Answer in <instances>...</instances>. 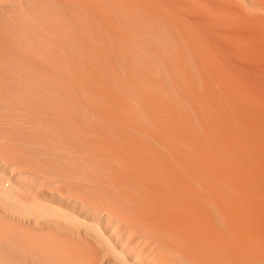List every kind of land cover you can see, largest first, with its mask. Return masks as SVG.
I'll list each match as a JSON object with an SVG mask.
<instances>
[{
  "label": "bare ground",
  "instance_id": "bare-ground-1",
  "mask_svg": "<svg viewBox=\"0 0 264 264\" xmlns=\"http://www.w3.org/2000/svg\"><path fill=\"white\" fill-rule=\"evenodd\" d=\"M0 160V264L264 262V0H0Z\"/></svg>",
  "mask_w": 264,
  "mask_h": 264
},
{
  "label": "rangeland",
  "instance_id": "rangeland-1",
  "mask_svg": "<svg viewBox=\"0 0 264 264\" xmlns=\"http://www.w3.org/2000/svg\"><path fill=\"white\" fill-rule=\"evenodd\" d=\"M12 169H14V168H11L3 160H0V175L3 176L8 181H21V182L23 181V182H25L24 185H27L26 186L27 190L25 192L27 194V195L25 194L26 196H31L32 195V196L36 197V195H37V199L42 201V203L51 204L53 206H56L57 208H63V209H68V210H72V211H75L76 209L77 210L81 209L79 206H77V205H75V204H73L71 202L66 201L64 198H61V197L58 198V197H55V196L52 197L50 195V193L44 188H36L34 182H32L28 177H26L27 178L26 179V178H24L25 175L23 177L22 176H17V174H15V172ZM26 182H28V183L26 184ZM2 209L3 208L0 205V212L1 213L3 212ZM10 215L11 214L6 215L8 219H10V217H11L12 221L13 220L15 222L18 221V222H21L23 224H29L30 223L31 225H35L36 223L44 222V221H41V220L34 219V218H32V216L29 217V215H27V214L26 215L25 214H21V215L18 214L17 216H16V214H12L11 216ZM23 215H24V217H23ZM120 235H118V240H119L118 246L121 247V248L124 247L126 251H128V249H129V251L127 252L128 254L125 253V255L126 254L128 255V257H126L127 255L125 256L127 258V260H129V261L131 260L132 262H134L136 260L138 263L140 262L142 264H149L150 263V262H148L149 260L145 258V254L148 253L146 251L147 247L143 244V242L141 241L139 236L134 237L135 236L134 235L131 238H127L126 237L127 235L123 236V234H122L121 235L122 237ZM63 236L64 237H68L69 234L68 235L67 234L66 235L63 234ZM70 237L74 238L76 236L73 235V237H72L70 235L69 238ZM109 260H111V256L110 255L108 257H101L100 264H105ZM256 264H264V262H258Z\"/></svg>",
  "mask_w": 264,
  "mask_h": 264
}]
</instances>
